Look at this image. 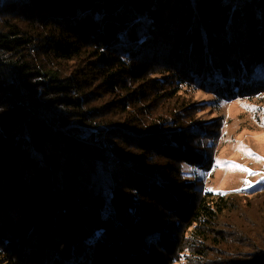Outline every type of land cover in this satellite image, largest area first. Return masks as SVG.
I'll list each match as a JSON object with an SVG mask.
<instances>
[{"label":"trees","instance_id":"trees-1","mask_svg":"<svg viewBox=\"0 0 264 264\" xmlns=\"http://www.w3.org/2000/svg\"><path fill=\"white\" fill-rule=\"evenodd\" d=\"M260 88L264 0H0V264H264V186L184 175Z\"/></svg>","mask_w":264,"mask_h":264},{"label":"rangeland","instance_id":"rangeland-1","mask_svg":"<svg viewBox=\"0 0 264 264\" xmlns=\"http://www.w3.org/2000/svg\"><path fill=\"white\" fill-rule=\"evenodd\" d=\"M199 114L218 119L221 137L209 170L184 166L187 180L201 179L214 193H253L264 186V88L246 97L218 101L208 92L196 91ZM173 264H186L184 260Z\"/></svg>","mask_w":264,"mask_h":264}]
</instances>
